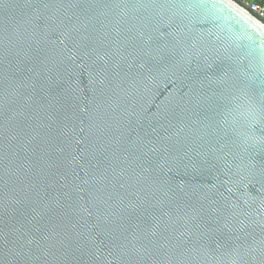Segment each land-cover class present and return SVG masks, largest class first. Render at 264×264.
<instances>
[{"label":"water","instance_id":"obj_1","mask_svg":"<svg viewBox=\"0 0 264 264\" xmlns=\"http://www.w3.org/2000/svg\"><path fill=\"white\" fill-rule=\"evenodd\" d=\"M0 264H264V25L0 0Z\"/></svg>","mask_w":264,"mask_h":264},{"label":"built area","instance_id":"obj_2","mask_svg":"<svg viewBox=\"0 0 264 264\" xmlns=\"http://www.w3.org/2000/svg\"><path fill=\"white\" fill-rule=\"evenodd\" d=\"M264 25V0H232Z\"/></svg>","mask_w":264,"mask_h":264}]
</instances>
